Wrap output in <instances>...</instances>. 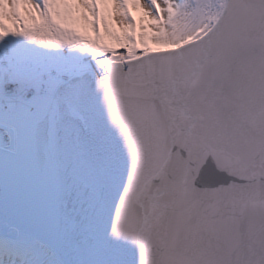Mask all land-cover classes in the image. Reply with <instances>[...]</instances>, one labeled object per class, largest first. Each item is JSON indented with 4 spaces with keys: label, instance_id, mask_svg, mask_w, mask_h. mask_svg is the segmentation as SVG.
Segmentation results:
<instances>
[{
    "label": "snow or ice",
    "instance_id": "obj_1",
    "mask_svg": "<svg viewBox=\"0 0 264 264\" xmlns=\"http://www.w3.org/2000/svg\"><path fill=\"white\" fill-rule=\"evenodd\" d=\"M0 264H264V0H0Z\"/></svg>",
    "mask_w": 264,
    "mask_h": 264
},
{
    "label": "rangeland",
    "instance_id": "obj_2",
    "mask_svg": "<svg viewBox=\"0 0 264 264\" xmlns=\"http://www.w3.org/2000/svg\"><path fill=\"white\" fill-rule=\"evenodd\" d=\"M134 15L139 17L141 14L135 13ZM112 23L115 24L117 26V28L119 27L115 19H113Z\"/></svg>",
    "mask_w": 264,
    "mask_h": 264
},
{
    "label": "bare ground",
    "instance_id": "obj_3",
    "mask_svg": "<svg viewBox=\"0 0 264 264\" xmlns=\"http://www.w3.org/2000/svg\"><path fill=\"white\" fill-rule=\"evenodd\" d=\"M135 13H139V12H137V11L134 10V11H133V15H134ZM139 14H140V13H139ZM137 17H138V16H137Z\"/></svg>",
    "mask_w": 264,
    "mask_h": 264
}]
</instances>
